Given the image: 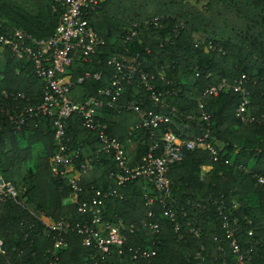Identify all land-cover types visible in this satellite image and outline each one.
I'll return each mask as SVG.
<instances>
[{
    "label": "trees",
    "instance_id": "trees-1",
    "mask_svg": "<svg viewBox=\"0 0 264 264\" xmlns=\"http://www.w3.org/2000/svg\"><path fill=\"white\" fill-rule=\"evenodd\" d=\"M53 5V0H0V35H10L14 28L37 38L51 35L59 15ZM88 19L103 42L90 61L77 53L67 73L73 79L85 71H100L102 76L74 83L68 97L81 101L106 86L113 56L135 57L139 67L154 75L151 82L165 108L136 78L125 83L120 101L136 103L145 115L166 111L170 122L162 123L160 135L168 129L187 138L208 132L205 140L213 152L187 150L170 168L180 224L176 232L157 201L146 205L144 194L152 192L144 180L116 186L108 174L116 170L115 163L104 156L100 161L93 158L100 147L96 133L71 114L65 122L68 145L77 151V164L89 165L80 179V199L110 187L124 194L122 200L107 199L102 216L123 225L127 247L121 255L96 253L75 231L66 235V246L55 247L58 234L44 233L43 217L52 224L62 218L80 220L82 215L76 204L65 202L70 189L50 170L57 149L53 118L26 115L22 124L15 121L20 106L41 98L43 81L30 60L15 57L0 43V177L17 192L16 200L0 194V264H220L223 259L226 264H264V182L257 180L264 178V0H104L89 11ZM132 29L136 36L125 40ZM199 32L204 36L195 39ZM243 74L248 103L238 115L243 97L232 86ZM222 78L229 89L204 95ZM101 114L107 133L126 146L129 140L136 142L131 160L138 162L152 144L145 128L136 127L138 114L115 108L101 109ZM149 209L152 217L147 216ZM224 221L234 228L245 255L241 263ZM150 223L159 233L151 232ZM129 246H154L156 252L134 260Z\"/></svg>",
    "mask_w": 264,
    "mask_h": 264
},
{
    "label": "built area",
    "instance_id": "built-area-1",
    "mask_svg": "<svg viewBox=\"0 0 264 264\" xmlns=\"http://www.w3.org/2000/svg\"><path fill=\"white\" fill-rule=\"evenodd\" d=\"M52 9L57 12L58 20L54 32L44 38H37L28 32L14 28L12 34L0 35L1 45H7L17 58L26 57L32 63L35 73L43 81L41 87V98L35 103H26L19 107L17 121L22 124L27 117L49 116L53 118L54 133L57 149L52 156L50 170L53 176L63 179L70 189L68 201L76 204V210L82 215V219L72 221L65 218L55 221V223L43 222L44 233L55 232L58 239L55 247L66 246L65 237L70 231H75L81 236L84 246L90 247L96 253L111 255L123 254L126 244V237L122 233L121 223H112L104 220L103 209L107 199H124V194L117 190V187L107 189H96L94 194L84 199H80L82 188L80 179L86 174L89 165L85 162L76 163L77 151L72 150L67 142L65 122L71 114H77L81 119L84 128L94 131L100 147L97 154L93 156L96 161H100L102 156L111 160L116 165V170H109L110 178H113L116 186H124L127 181L134 179L144 180L152 193L145 192L146 205L151 206L157 201L162 207L163 216L167 217L177 232L180 228L177 219V212L174 209L176 199L171 194V180L169 178L170 168L173 164L180 162L185 155V151L197 148H204L213 152L205 138L207 134L198 138L182 137L171 129L161 135L159 129L162 123L170 122L166 111L161 113L150 112L145 115L134 102L122 103L125 83L136 78L146 90L150 91L155 101L162 109L164 103L158 100L154 91V84L151 80L153 74L144 71L140 62L135 57H127L117 54L113 56V74L109 83L99 88L96 93L89 95L84 100L78 101L68 97L74 83H82L88 79L99 80L102 72L85 71L77 75L74 79L67 73L73 57L79 53L81 59L90 61L96 48L103 42L102 38L94 31L88 19L89 11L96 10L104 0H53ZM158 18H155L157 20ZM135 25V24H134ZM137 31L132 29L125 40H130L136 36ZM245 75H241L236 85L232 86L233 91L243 97V101L238 107L237 114L244 110L248 103L243 81ZM229 84L222 78L217 85L209 86L205 94L216 95L223 89H229ZM24 98V94L20 95ZM115 108L118 113L122 110H133L140 117L138 128H145L152 144L138 162L131 160L133 148L107 133V125L101 122V109ZM204 115L203 119L207 120ZM14 119V118H13ZM208 131V129H207ZM132 143L129 140L128 144ZM205 166H203L204 169ZM260 183L264 182L263 177H257ZM0 194L7 193L16 200V190L12 184L3 181L0 184ZM147 216L152 217L151 209L147 211ZM227 238H230V246L236 254V260L242 262L245 258L240 253L238 242L234 239V228L223 222ZM149 229L154 234L159 233L156 224L150 223ZM133 227L130 226V231ZM198 234L199 228L193 230ZM251 234V231H249ZM1 243V240H0ZM156 247L140 248L128 247V252L134 260L151 258L155 255ZM220 264H226L223 259Z\"/></svg>",
    "mask_w": 264,
    "mask_h": 264
},
{
    "label": "rangeland",
    "instance_id": "rangeland-1",
    "mask_svg": "<svg viewBox=\"0 0 264 264\" xmlns=\"http://www.w3.org/2000/svg\"><path fill=\"white\" fill-rule=\"evenodd\" d=\"M204 2V0H198V3H203ZM194 36H195V39H199V38H201L202 36H204V34L202 33V32H199V33H195L194 34ZM2 161H3V157H2V154L0 153V166L2 165ZM204 169H208V167H204ZM1 187L2 186H0V189H1ZM16 190V189H15ZM16 192V191H15ZM15 196H17V192H16V194H15ZM68 201V199H66L65 200V202H67ZM43 222H46L44 219H43Z\"/></svg>",
    "mask_w": 264,
    "mask_h": 264
},
{
    "label": "crops",
    "instance_id": "crops-1",
    "mask_svg": "<svg viewBox=\"0 0 264 264\" xmlns=\"http://www.w3.org/2000/svg\"><path fill=\"white\" fill-rule=\"evenodd\" d=\"M1 65H3V58L2 57H0V68H1ZM129 145H130V148H133L135 145V142L132 141V143H129ZM43 218L45 219V221L48 220V218L45 216Z\"/></svg>",
    "mask_w": 264,
    "mask_h": 264
},
{
    "label": "water",
    "instance_id": "water-1",
    "mask_svg": "<svg viewBox=\"0 0 264 264\" xmlns=\"http://www.w3.org/2000/svg\"><path fill=\"white\" fill-rule=\"evenodd\" d=\"M3 183V179L0 177V184H2ZM0 249H3V243L1 242L0 243Z\"/></svg>",
    "mask_w": 264,
    "mask_h": 264
}]
</instances>
